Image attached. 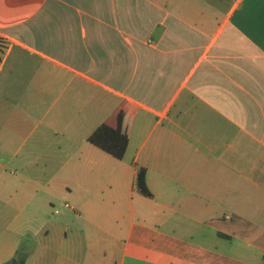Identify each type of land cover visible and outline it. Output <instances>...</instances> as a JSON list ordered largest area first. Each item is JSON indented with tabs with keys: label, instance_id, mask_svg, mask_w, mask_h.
<instances>
[{
	"label": "crops",
	"instance_id": "0c3cea01",
	"mask_svg": "<svg viewBox=\"0 0 264 264\" xmlns=\"http://www.w3.org/2000/svg\"><path fill=\"white\" fill-rule=\"evenodd\" d=\"M0 37V98L38 109L12 133L75 166L16 200L0 264H264V0H0ZM124 100L117 159L87 138Z\"/></svg>",
	"mask_w": 264,
	"mask_h": 264
},
{
	"label": "rangeland",
	"instance_id": "374dc122",
	"mask_svg": "<svg viewBox=\"0 0 264 264\" xmlns=\"http://www.w3.org/2000/svg\"><path fill=\"white\" fill-rule=\"evenodd\" d=\"M20 86L9 84L7 85V88L10 94H16L19 92ZM12 103L17 104L15 105L16 108H12ZM0 106L3 107L0 108V127L3 126V129L10 130L8 133L14 135L13 141L16 140L15 136H20L19 140L14 141L13 143L3 145V143L0 142V199H3V202L0 201V256H2L6 253L9 247L8 240L14 237V227L6 228L5 224H7V222L4 223V218L13 216L14 210L12 207L17 203L16 200H22L21 195H24L26 198L28 196L31 198L36 191L39 192L40 196L42 194L41 190L46 189L44 186L45 181L50 178H59L61 180L67 178V172L72 174L75 166L68 164L61 168L60 164L49 163L43 160L41 157H46L48 152L46 149L44 151L37 149L36 152L32 142L34 140V132H31L28 139L23 141V138L28 136L30 128H21L23 130L17 131L15 134L12 133L14 130H18V127L20 126L14 121L17 112L21 113L22 111L24 113H31L32 115L38 113V109L31 106V101H6L0 98ZM14 110L16 111L15 113ZM8 114L9 119L6 120ZM34 122L35 120H32L31 122L28 120V125H33ZM49 152L52 153L51 150H49ZM11 170L14 174L11 173ZM9 177L13 178L10 182V187H7V184L3 183L4 181H7ZM40 180H42V183ZM74 182L75 181H71L69 184L74 186ZM48 186L51 187V185ZM5 188L7 189V192L15 189L18 190V192L14 193V197H12L10 196V193H6ZM55 197L57 198L53 199V202L51 203V206L53 207L52 209H55V212L58 213L63 212L64 204L67 203L69 205V203L58 197L57 194ZM6 201H8V203H6ZM48 206L50 207L49 204ZM68 211H70L71 215L74 214V211ZM58 216L59 214L53 215L54 218ZM29 238V236L22 237V243H20V246L25 245V243L29 244Z\"/></svg>",
	"mask_w": 264,
	"mask_h": 264
},
{
	"label": "trees",
	"instance_id": "16d2710c",
	"mask_svg": "<svg viewBox=\"0 0 264 264\" xmlns=\"http://www.w3.org/2000/svg\"><path fill=\"white\" fill-rule=\"evenodd\" d=\"M6 48V41L0 37V55ZM138 107L129 101H122L113 113L99 124L88 136V142L117 159H121L126 151L130 126ZM134 188L143 196L151 197L146 184V169L138 167L134 177ZM18 264L24 263V254L16 252Z\"/></svg>",
	"mask_w": 264,
	"mask_h": 264
},
{
	"label": "water",
	"instance_id": "95a60500",
	"mask_svg": "<svg viewBox=\"0 0 264 264\" xmlns=\"http://www.w3.org/2000/svg\"><path fill=\"white\" fill-rule=\"evenodd\" d=\"M1 264H17V259L16 258H11Z\"/></svg>",
	"mask_w": 264,
	"mask_h": 264
},
{
	"label": "built area",
	"instance_id": "2783aa9c",
	"mask_svg": "<svg viewBox=\"0 0 264 264\" xmlns=\"http://www.w3.org/2000/svg\"><path fill=\"white\" fill-rule=\"evenodd\" d=\"M64 206L68 207L69 205L67 203H65Z\"/></svg>",
	"mask_w": 264,
	"mask_h": 264
}]
</instances>
